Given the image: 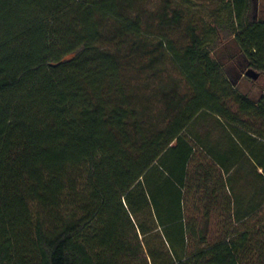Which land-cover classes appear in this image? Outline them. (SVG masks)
Listing matches in <instances>:
<instances>
[{
    "label": "trees",
    "instance_id": "obj_1",
    "mask_svg": "<svg viewBox=\"0 0 264 264\" xmlns=\"http://www.w3.org/2000/svg\"><path fill=\"white\" fill-rule=\"evenodd\" d=\"M255 1L0 0V264H264ZM208 112L241 167L193 134Z\"/></svg>",
    "mask_w": 264,
    "mask_h": 264
},
{
    "label": "crops",
    "instance_id": "obj_2",
    "mask_svg": "<svg viewBox=\"0 0 264 264\" xmlns=\"http://www.w3.org/2000/svg\"><path fill=\"white\" fill-rule=\"evenodd\" d=\"M246 73V72H245ZM246 75V74H245ZM244 73L239 77L237 80L238 85L243 80ZM252 78V77H251ZM260 78V76H259ZM254 79L253 80H259ZM264 95L263 93L260 94V96ZM259 96V97H260ZM254 97L256 100L259 99ZM219 117L217 115H213L210 112L208 113H201L196 121L194 122V125L192 127L193 134L197 135L201 141H204L208 148L213 153L222 154L226 157V167H229V169H234L235 167H241V158L240 154L242 152L240 147H234L229 146L228 140L231 139L230 130L227 128V126L218 119ZM245 168V166L243 165ZM259 170L262 172L263 169L260 167ZM246 183L239 182L238 191L241 193L242 186L245 190ZM212 188V186H211ZM215 192H212L210 190L209 192V200H211V197L215 196V202H218L217 206H214V214H210L211 216L215 217H221L223 216L221 211L223 210V207L220 206L221 202L232 200V192L229 187L223 188L222 192L219 191L218 185H214ZM232 202V201H231ZM232 208L234 207V203L231 204ZM230 206V207H231ZM216 209V210H215ZM220 212V213H219ZM246 212V206L244 205L243 208H239V215L242 216L243 213Z\"/></svg>",
    "mask_w": 264,
    "mask_h": 264
},
{
    "label": "rangeland",
    "instance_id": "obj_3",
    "mask_svg": "<svg viewBox=\"0 0 264 264\" xmlns=\"http://www.w3.org/2000/svg\"><path fill=\"white\" fill-rule=\"evenodd\" d=\"M254 5H255V10L253 11L254 16L264 19V0H256ZM151 7H152V4H151ZM188 7L191 10L192 15H194V18H197V19L202 18L208 23L211 22L212 20L210 16L211 12L205 6L201 4L191 3L189 4ZM191 13L189 15H191ZM166 67H167V74L171 73V74L177 75L176 72L172 69L170 64L166 65ZM238 88L241 92L248 94L251 98H254V97L258 98L261 93L264 94V78H261L260 80H252L251 78L246 76L244 73L243 80L239 84ZM33 210H34V215H36L35 212L37 211V208L34 207Z\"/></svg>",
    "mask_w": 264,
    "mask_h": 264
},
{
    "label": "water",
    "instance_id": "obj_4",
    "mask_svg": "<svg viewBox=\"0 0 264 264\" xmlns=\"http://www.w3.org/2000/svg\"><path fill=\"white\" fill-rule=\"evenodd\" d=\"M52 65H56V64H52ZM245 74L250 76V77H252V78H254V79H258L259 76H260L259 73H257L256 71H254L252 69L247 70Z\"/></svg>",
    "mask_w": 264,
    "mask_h": 264
}]
</instances>
